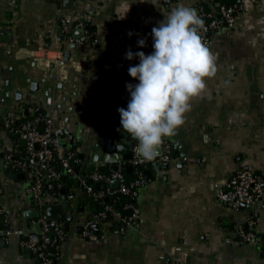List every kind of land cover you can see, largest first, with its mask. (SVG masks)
Segmentation results:
<instances>
[{
  "label": "crops",
  "instance_id": "1",
  "mask_svg": "<svg viewBox=\"0 0 264 264\" xmlns=\"http://www.w3.org/2000/svg\"><path fill=\"white\" fill-rule=\"evenodd\" d=\"M179 3L198 14L220 6L213 0H0V264H39L24 242L41 232L25 175L4 168L3 116L24 103L43 105L62 140L77 146L80 174L112 169L107 147H95V126L104 124L115 134V144L130 142L118 108H127L131 99L126 85L139 82L128 73L139 58L128 60L126 52L152 53V28ZM242 3L236 25L211 33L208 47L218 71L206 78L204 93L191 100L177 133L164 138L173 152L170 161L144 168L149 180L136 199L138 228L121 235L110 224L97 225L92 231L98 240L84 237L82 220L92 211L89 203L83 206L85 193L75 179L48 206L58 208L53 218L67 216L64 226L73 217L53 248L56 264H264L262 243L237 239V226L251 212L235 210L218 196V186L241 167L264 180V0ZM64 15L75 21L70 33L62 30ZM118 23L130 25L133 35L119 34ZM139 39L146 46L140 47ZM47 49L64 51L65 74L59 78L55 61L44 56ZM114 120L117 127L111 126ZM121 132L126 137L120 139ZM128 152L118 151V158ZM263 205L264 197L251 209L261 236Z\"/></svg>",
  "mask_w": 264,
  "mask_h": 264
},
{
  "label": "built area",
  "instance_id": "2",
  "mask_svg": "<svg viewBox=\"0 0 264 264\" xmlns=\"http://www.w3.org/2000/svg\"><path fill=\"white\" fill-rule=\"evenodd\" d=\"M242 2L228 6L220 5L217 9L210 11L201 8L198 15L205 22L201 34L207 46L210 45L211 33L224 27L236 25L242 13ZM74 22L71 15H64L61 18L62 30L70 33L75 25ZM85 26L82 24V28L85 29ZM116 29L119 34L123 35L131 31V26L126 23H118ZM44 53V56L55 61V76L59 78L65 74L64 51L47 49ZM47 104L51 110L54 109L52 108L54 107L52 98L47 99ZM41 107L43 108V105H33L28 102L22 104L16 112H9L3 116L5 130L3 160L5 169L20 171L25 175L26 192L33 200L38 212L37 222L41 227V232L30 234L24 242V246L37 258L39 264H56L50 249L56 248L60 244L66 235V229L64 221L49 218L46 214L47 207L57 200L59 190L64 185L61 180V172L56 169L58 166H54L53 162H57L63 173L77 176L84 193L96 201H101L118 192L131 195L136 200L140 189L146 183V178L144 169L137 168L136 178L128 182L122 171V166L125 163L124 158L113 162V167L109 173L97 169L84 174L77 173L75 170V166L79 163L77 152L72 145L66 144L62 140L57 130L53 128L52 115L49 116L46 112H40ZM28 113L32 115L31 118H26ZM136 146L137 144L132 147L130 160L134 166L145 168L153 164L170 161V144L167 142L163 144V154L151 161L138 156L135 151ZM113 180L118 181V186L110 185ZM97 184L104 185V187L97 189L94 186ZM218 196L225 204L235 210L245 208L251 212L245 224H240L236 228L238 241L243 244L262 243L264 245V235L261 236L256 231L257 219L251 211L255 204L264 197L263 177L247 166L241 167L226 182L218 186ZM125 209L128 210L127 216L105 204L103 211L82 220V235L91 240H98V235L92 231V227L97 225L104 227L110 224L114 232L121 235L129 229L138 228L142 219L137 204L135 202L127 203ZM109 212L113 213L115 218L113 221L107 219ZM119 223L121 224L119 225Z\"/></svg>",
  "mask_w": 264,
  "mask_h": 264
},
{
  "label": "clouds",
  "instance_id": "3",
  "mask_svg": "<svg viewBox=\"0 0 264 264\" xmlns=\"http://www.w3.org/2000/svg\"><path fill=\"white\" fill-rule=\"evenodd\" d=\"M163 14L151 30L154 51L126 52L128 60L139 58L128 68L139 82L126 85L131 99L127 108H118L123 131L138 141L135 151L148 161L160 155L164 138L174 136L185 123L191 100L204 93L206 78L218 71L217 58L201 34L205 22L197 11L179 3ZM137 43L146 46L145 39Z\"/></svg>",
  "mask_w": 264,
  "mask_h": 264
},
{
  "label": "trees",
  "instance_id": "4",
  "mask_svg": "<svg viewBox=\"0 0 264 264\" xmlns=\"http://www.w3.org/2000/svg\"><path fill=\"white\" fill-rule=\"evenodd\" d=\"M213 2H214V5L216 3H219L220 5L228 6V5H232V4H236V3L240 4L242 2V0H213ZM205 9L210 11L209 8H205ZM39 111L43 112V113L46 112L45 108H42V107L39 109ZM31 117H32V115L30 113H28L26 115V118H31ZM13 138H15V137H13ZM127 138L130 140V142L128 143V145L130 146L129 147V152L127 153V154H130V157L129 158H124L125 163L122 166V171L125 174V177H126L127 181L130 182V181H132V180H134L136 178V169L137 168L144 169V167H142V166H134V165L131 164L130 160L132 158V147L135 144H138V143L128 133H127ZM72 147L77 152V146L73 145ZM53 165L54 166L55 165L58 166V167H56V169H58L61 172V178H62L61 180L64 183L63 187L65 189H67V191H68L71 187L74 186V181L73 180L78 179L77 176H71V175H67L66 173H63L62 172V168L57 164V162H53ZM81 165H82V162H79L76 166H81ZM76 166H75V170H76ZM128 167H132V171L129 172L128 171ZM92 170H94V169H88V170L84 171V173L90 172ZM110 170H111V168L106 170L105 172L109 173ZM145 178H146V181L149 180V177L145 176ZM78 182H79V180H78ZM94 186L97 189H102L104 187V185H101L100 187H98V184L94 185ZM81 201H82L83 206H85L86 203L90 204V209L92 211V215H95V214L99 213L100 211H103L105 209V204H108L114 210L121 211L124 216H127L128 215V210L125 209V205L127 203H134V202L136 203V200H135V198L133 196L128 195V194H122V193H119V192L116 193V194H113V195H109V196L105 197L101 201H96L91 196H88L85 193V196H84V198ZM108 215H109L108 218H107V219H109L108 221H113L115 219L112 212H109ZM66 218H67V216L65 214H63L61 216L60 220L64 221V220H66ZM120 224L121 223H119V225ZM116 226H117V223H116Z\"/></svg>",
  "mask_w": 264,
  "mask_h": 264
},
{
  "label": "water",
  "instance_id": "5",
  "mask_svg": "<svg viewBox=\"0 0 264 264\" xmlns=\"http://www.w3.org/2000/svg\"><path fill=\"white\" fill-rule=\"evenodd\" d=\"M70 1V0H69ZM83 19V18H81ZM66 59H69V52H67V55H66ZM115 121V120H114ZM112 127H117L118 126V123H117V120L115 121V123H111ZM105 128L106 126L104 124H100L98 127L95 126V136L99 139V142H97L95 144V147L96 148H99L100 145H105L107 148H106V151L109 152L107 155H106V160L107 162L109 163H112V162H115L117 161L119 158H118V155H117V152L118 151H128L129 150V145L126 144V143H123V144H115V134L114 133H110V132H106L105 131ZM125 137V133L124 132H121L119 134V138H124ZM92 146V145H91ZM114 152V153H113ZM163 154V147L160 146V155H158L157 157L161 156ZM173 155V152L170 153V156L172 157ZM130 157V154H125L124 155V158H129ZM79 159L82 160L83 159V154H79ZM95 161L98 160V157L95 156ZM10 171V170H9ZM128 171H132V167H128ZM76 172L79 173V167L76 166ZM12 176H14L13 173H11ZM19 178L23 177V175H19L17 176ZM79 184V182H78ZM101 184H98V187H100ZM113 186L116 187L118 186V181L117 180H114L113 181ZM85 195V194H84ZM47 214L50 218H53V217H56L58 215V208L57 206H50L48 207L47 209ZM73 219L72 216H69L68 217V221L65 223V227L66 229H68L69 227V222ZM93 230H97V227L94 226L93 227ZM51 252L54 251L53 248L50 249ZM27 252H29V250H27Z\"/></svg>",
  "mask_w": 264,
  "mask_h": 264
}]
</instances>
